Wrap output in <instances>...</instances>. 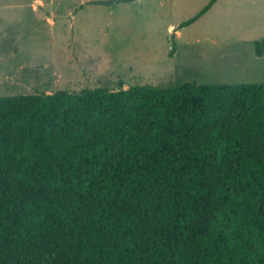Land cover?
Segmentation results:
<instances>
[{
  "label": "trees",
  "instance_id": "1",
  "mask_svg": "<svg viewBox=\"0 0 264 264\" xmlns=\"http://www.w3.org/2000/svg\"><path fill=\"white\" fill-rule=\"evenodd\" d=\"M0 264H264V82L0 96Z\"/></svg>",
  "mask_w": 264,
  "mask_h": 264
},
{
  "label": "rangeland",
  "instance_id": "2",
  "mask_svg": "<svg viewBox=\"0 0 264 264\" xmlns=\"http://www.w3.org/2000/svg\"><path fill=\"white\" fill-rule=\"evenodd\" d=\"M94 1L0 0V96L264 82V53L254 48L264 0H215L182 27L210 0ZM117 155V147L105 155L107 166Z\"/></svg>",
  "mask_w": 264,
  "mask_h": 264
},
{
  "label": "crops",
  "instance_id": "3",
  "mask_svg": "<svg viewBox=\"0 0 264 264\" xmlns=\"http://www.w3.org/2000/svg\"><path fill=\"white\" fill-rule=\"evenodd\" d=\"M34 4H35V3H34ZM31 7H32V9H34V6H31ZM53 13H54V12H53ZM52 16H53V14H49V15H48V17L46 18V22H47V23L52 24V23L54 22L55 18H53ZM5 58H6L5 54L2 53V54H1V57H0V61L6 60ZM24 68H25V66H22V65H19V66H18V69H19V70H22V69H24Z\"/></svg>",
  "mask_w": 264,
  "mask_h": 264
},
{
  "label": "water",
  "instance_id": "4",
  "mask_svg": "<svg viewBox=\"0 0 264 264\" xmlns=\"http://www.w3.org/2000/svg\"><path fill=\"white\" fill-rule=\"evenodd\" d=\"M121 89V86H118V88L116 90H120Z\"/></svg>",
  "mask_w": 264,
  "mask_h": 264
}]
</instances>
